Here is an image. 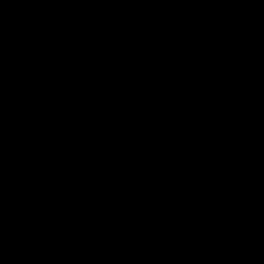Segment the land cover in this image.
<instances>
[{"label": "water", "instance_id": "obj_1", "mask_svg": "<svg viewBox=\"0 0 264 264\" xmlns=\"http://www.w3.org/2000/svg\"><path fill=\"white\" fill-rule=\"evenodd\" d=\"M264 178V0H0V264H150Z\"/></svg>", "mask_w": 264, "mask_h": 264}]
</instances>
